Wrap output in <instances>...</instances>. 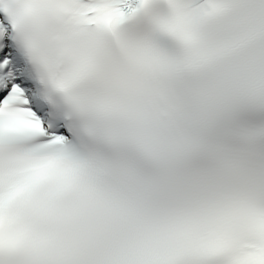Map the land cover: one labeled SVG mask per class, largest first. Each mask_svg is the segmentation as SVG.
I'll use <instances>...</instances> for the list:
<instances>
[{
	"label": "snow or ice",
	"instance_id": "obj_1",
	"mask_svg": "<svg viewBox=\"0 0 264 264\" xmlns=\"http://www.w3.org/2000/svg\"><path fill=\"white\" fill-rule=\"evenodd\" d=\"M0 264H264V0H0Z\"/></svg>",
	"mask_w": 264,
	"mask_h": 264
}]
</instances>
